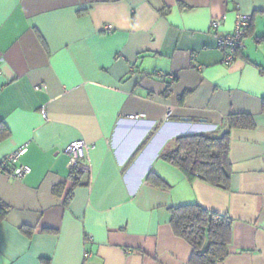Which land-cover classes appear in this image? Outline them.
Wrapping results in <instances>:
<instances>
[{
  "label": "crops",
  "instance_id": "0c3cea01",
  "mask_svg": "<svg viewBox=\"0 0 264 264\" xmlns=\"http://www.w3.org/2000/svg\"><path fill=\"white\" fill-rule=\"evenodd\" d=\"M238 13L250 25L226 63L217 35ZM263 34L264 0H0V158L21 147L30 167L0 171V264H190L169 208L194 203L232 219L217 264H264ZM231 113L255 126L229 132L228 190L159 157ZM80 138L91 173L73 187L64 147Z\"/></svg>",
  "mask_w": 264,
  "mask_h": 264
},
{
  "label": "trees",
  "instance_id": "16d2710c",
  "mask_svg": "<svg viewBox=\"0 0 264 264\" xmlns=\"http://www.w3.org/2000/svg\"><path fill=\"white\" fill-rule=\"evenodd\" d=\"M257 40H264V34ZM240 51L238 50L237 55ZM261 71L264 73V67H261ZM223 125L224 128L220 132L179 135L161 151L159 157L176 166L189 181L199 179L228 190L231 182V165L228 159L229 132L233 128H253L255 123L248 113H231L224 117ZM8 134L7 127L0 122V138ZM146 178L164 186L163 181L151 173ZM72 183L73 187L79 184L78 176ZM55 190L57 191V188ZM71 190L72 188L68 191L67 199ZM169 212L175 235L182 237L192 246L190 264H217L228 256L232 235V219L229 215L207 209L198 203L173 206L169 208ZM4 214L5 209L0 207V220ZM21 230L30 233L28 228Z\"/></svg>",
  "mask_w": 264,
  "mask_h": 264
},
{
  "label": "built area",
  "instance_id": "2783aa9c",
  "mask_svg": "<svg viewBox=\"0 0 264 264\" xmlns=\"http://www.w3.org/2000/svg\"><path fill=\"white\" fill-rule=\"evenodd\" d=\"M251 16L248 14L238 13L232 31L217 35V45L225 52L224 61L230 62L237 56L238 50L244 45V34L249 26ZM220 26V18L213 17L210 20V28L216 30ZM108 28V26H107ZM1 64V60H0ZM1 73V70H0ZM39 89V87H35ZM42 114L46 117V112L42 109ZM128 118H137L138 115L129 114ZM92 144L84 139H76L65 145L64 151L68 157V165L71 170V180L81 174H90V158L89 151ZM21 155V147L11 151L4 157L0 158V171H5L14 178H23L30 172V167L26 164L18 163ZM16 165V166H13Z\"/></svg>",
  "mask_w": 264,
  "mask_h": 264
}]
</instances>
